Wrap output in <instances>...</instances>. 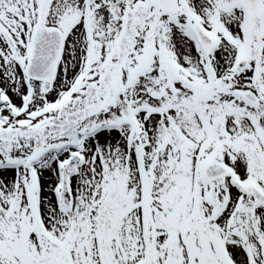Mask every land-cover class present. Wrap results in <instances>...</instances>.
Masks as SVG:
<instances>
[{
	"label": "snow or ice",
	"instance_id": "obj_1",
	"mask_svg": "<svg viewBox=\"0 0 264 264\" xmlns=\"http://www.w3.org/2000/svg\"><path fill=\"white\" fill-rule=\"evenodd\" d=\"M0 264H264V0H0Z\"/></svg>",
	"mask_w": 264,
	"mask_h": 264
}]
</instances>
